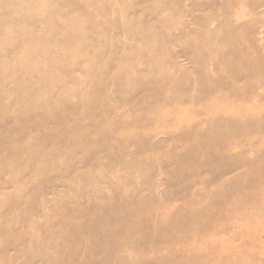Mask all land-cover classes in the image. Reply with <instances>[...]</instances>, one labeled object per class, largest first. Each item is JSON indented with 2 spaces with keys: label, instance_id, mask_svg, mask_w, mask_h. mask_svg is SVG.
Listing matches in <instances>:
<instances>
[{
  "label": "rangeland",
  "instance_id": "rangeland-1",
  "mask_svg": "<svg viewBox=\"0 0 264 264\" xmlns=\"http://www.w3.org/2000/svg\"><path fill=\"white\" fill-rule=\"evenodd\" d=\"M0 264H264V0H0Z\"/></svg>",
  "mask_w": 264,
  "mask_h": 264
},
{
  "label": "bare ground",
  "instance_id": "bare-ground-1",
  "mask_svg": "<svg viewBox=\"0 0 264 264\" xmlns=\"http://www.w3.org/2000/svg\"><path fill=\"white\" fill-rule=\"evenodd\" d=\"M73 25V24H72ZM73 27V26H72ZM75 27V26H74ZM73 27V28H74ZM69 30H73V31H76V29H69ZM68 31V30H67ZM76 33H74V35H75ZM219 109H220V107H218ZM54 109V108H53ZM234 110V109H233ZM218 111H220V110H218ZM221 111H222V109H221ZM221 113V112H220ZM223 113V112H222ZM229 117V116H228ZM227 117V118H228ZM233 117V116H232ZM221 120V119H220ZM231 121V120H230ZM231 123V122H230ZM231 127V126H230ZM138 201V200H137ZM140 202V201H139ZM143 202V201H142ZM137 203V202H136ZM141 204V203H140ZM135 205V204H134ZM137 206V205H136ZM138 207H139V204H138ZM155 207V206H154ZM140 208H141V205H140ZM151 210V209H150ZM149 211V210H148ZM150 212V211H149ZM127 215V214H126ZM130 215V214H129ZM204 219V218H203ZM101 224H102V222H101ZM100 224V225H101ZM111 225V224H110ZM112 228V227H111ZM113 229V228H112ZM166 229V228H165ZM204 230V229H203ZM104 231H106V230H104ZM114 231V230H113ZM166 231V230H165ZM168 232V231H167ZM96 234H99L98 232L96 233ZM107 234V233H106ZM110 236V235H109ZM63 239V238H62ZM62 239H60V240H62ZM110 239V238H109ZM103 240V239H102ZM107 240V239H106ZM72 241V240H71ZM66 242H68V240L67 241H65V243ZM68 244H70V243H68ZM57 245H59V243L57 244ZM73 245V244H72ZM72 250V249H71ZM189 250V249H188ZM140 257V256H139ZM54 258V257H53Z\"/></svg>",
  "mask_w": 264,
  "mask_h": 264
}]
</instances>
